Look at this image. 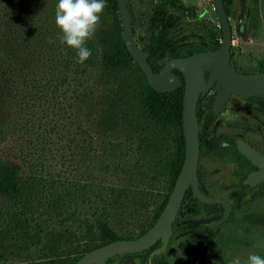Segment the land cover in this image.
<instances>
[{"label":"trees","instance_id":"16d2710c","mask_svg":"<svg viewBox=\"0 0 264 264\" xmlns=\"http://www.w3.org/2000/svg\"><path fill=\"white\" fill-rule=\"evenodd\" d=\"M57 2L0 0V249L5 251L9 248L4 247V242L15 238L26 244L24 251L27 245L38 243L39 232H30L34 219L42 215L41 192L46 186L42 174L50 137L63 134L65 123L76 122L85 110L84 122L89 124L103 118L110 123H128L133 133L143 132L149 126L172 130L176 151L166 166L168 192L183 161L181 76L173 71L180 85L171 93L159 94L148 86L124 48L115 0H106L104 9L111 18V26L99 30L95 41L86 42L92 54L83 64L78 63L76 51L57 39ZM230 2L223 0L226 14ZM185 10L179 0H157L152 5L139 48L147 52L146 61L153 73L162 67V59L186 57L218 47L205 26L184 22ZM132 33L134 37L133 29ZM94 73L99 80L102 78L99 84L103 90L97 97L101 107L96 105L92 87L85 85ZM107 76L121 80L109 87ZM87 98L89 102L84 105ZM78 133L84 134L86 130L80 128ZM167 198L168 195L142 232L154 224ZM195 203L189 192L185 193L183 210L192 212ZM85 232L95 234L97 244L92 248L76 252L66 261L38 259L29 264H74L89 250L120 240L106 220L92 226L85 224ZM3 257L4 252L0 253V259Z\"/></svg>","mask_w":264,"mask_h":264},{"label":"rangeland","instance_id":"374dc122","mask_svg":"<svg viewBox=\"0 0 264 264\" xmlns=\"http://www.w3.org/2000/svg\"><path fill=\"white\" fill-rule=\"evenodd\" d=\"M157 0H125L134 31V42L139 47L144 35L147 17ZM227 17L231 30L230 62L243 73H252L264 67V0H230ZM186 10L184 22H196L207 28L219 44L220 33L212 0H179ZM111 18L103 12L100 25L90 40L95 41L99 30L111 26ZM107 85L115 86L121 79L107 76ZM102 79V78H101ZM100 79V80H101ZM97 74L85 83L94 90L98 107L102 106L99 95L102 85ZM213 98L208 93L202 99L207 105ZM243 100L231 97L226 112L218 116V132H230L227 123L235 119L234 107ZM89 99L84 100V105ZM84 110V109H83ZM241 112V111H240ZM83 115L85 116L86 110ZM84 116L65 123L63 134L50 137V151L45 156V171L42 174L45 188L41 192V217L33 222L32 232H39L34 246L15 238L4 242L0 264H29L38 259L66 261L68 257L97 244L94 232H85V224L92 226L106 220L109 228L119 239L128 238L147 228L157 207L169 192L166 190V166L176 151L174 132L170 129L149 126L143 132L133 133L128 123H110L103 118L93 124L85 123ZM86 133H78L80 128ZM249 142L264 150V135L246 136ZM232 163L212 159L204 148L198 168L202 177L211 169H227ZM246 217L264 221V201L240 208V237L235 234L227 240L224 254L213 257L204 252L195 264H229L235 258L246 260L250 253L264 256V226L241 224ZM84 220L86 222H84ZM87 229V228H86ZM36 232V233H37ZM179 236L172 242L162 257L164 264H191L180 251ZM14 245V246H13ZM106 264H120V257Z\"/></svg>","mask_w":264,"mask_h":264},{"label":"water","instance_id":"95a60500","mask_svg":"<svg viewBox=\"0 0 264 264\" xmlns=\"http://www.w3.org/2000/svg\"><path fill=\"white\" fill-rule=\"evenodd\" d=\"M212 1L220 32L218 47L212 51L198 52L186 57L162 59L160 61L161 69L153 73L146 61L147 52L140 49L134 42L131 20L125 0H115L124 48L143 74L148 86L159 94L171 93L180 85L179 78L172 71H176L182 77L183 161L162 211L146 233L135 240H115L89 250L74 264H105L107 259L115 255L142 251L159 239L161 240V247L157 253L163 251L171 233V224L187 188H190L192 196L200 203L221 202L203 196L197 190L196 166L199 155L195 114L197 99L199 95H204L213 84L216 85L212 104L214 113L221 112L232 95L239 98L252 96L264 98V72L243 75L237 73L232 66L227 64L231 45L228 17L224 10L223 0ZM204 72L209 74L206 81L203 79ZM237 150L252 165L257 167L256 172L250 173L246 177L245 183L253 184L264 181V157L241 141L237 142ZM227 213L226 208L222 220L225 219ZM123 264L129 263L124 262Z\"/></svg>","mask_w":264,"mask_h":264},{"label":"flooded vegetation","instance_id":"af4514ba","mask_svg":"<svg viewBox=\"0 0 264 264\" xmlns=\"http://www.w3.org/2000/svg\"><path fill=\"white\" fill-rule=\"evenodd\" d=\"M227 64L232 66L237 73L243 75L264 72V67L261 66L255 72L243 73L230 62V56H228ZM208 77L209 74L204 72V81ZM209 92L213 94L214 98L216 92L215 84L204 95H199V97L203 99ZM231 97L243 100L241 102L242 105L247 104L248 106L247 108H244L245 106L240 107V102H238V106L234 107L235 112L230 113L234 115L235 119L227 123L226 126L230 132H218L216 128L218 124L217 117L227 111L226 105ZM213 98L209 100L207 105L202 103V99L200 101L197 99L196 103L195 114L199 144L198 162L205 148L212 159L227 160L232 164L227 169L215 168L208 172L206 171L202 177L197 162L196 178L197 190L201 195L221 202L200 203L192 196L190 188H187L185 193L189 192L192 199L196 201L193 211L187 213L183 210V206L180 203L171 224L169 239L163 251L157 253V250L161 247V240L159 239L142 251L115 255L107 259L105 264L116 257H120V264L124 262L129 264H164L162 257L175 236L181 238L179 240L180 251L185 256V260L191 262V264H195L200 260L204 252L211 253L213 257H217L226 252L227 240H234L233 236L235 234L240 237V208L243 209L245 205L264 201V181L253 184L245 183L246 177L250 173L256 172L257 167L252 165L237 150V142L241 141L264 157V150L246 139L249 134H254L258 138L264 135V98L254 96L239 98L232 95L226 102L224 109L219 113L213 112ZM226 208L228 213L225 219L222 220ZM246 223L248 225L252 223L253 226L259 228L264 226L263 220L254 219L251 221L250 218L244 217L241 220V224ZM146 231L137 232L128 238L120 240H135L146 233Z\"/></svg>","mask_w":264,"mask_h":264},{"label":"clouds","instance_id":"9594fccd","mask_svg":"<svg viewBox=\"0 0 264 264\" xmlns=\"http://www.w3.org/2000/svg\"><path fill=\"white\" fill-rule=\"evenodd\" d=\"M106 6V0H58L55 6L54 19L60 33L57 39L76 51L78 63L83 64L92 54L86 42L99 27ZM261 246L264 242L256 245ZM229 264H264V256L253 252L246 260L235 257Z\"/></svg>","mask_w":264,"mask_h":264}]
</instances>
